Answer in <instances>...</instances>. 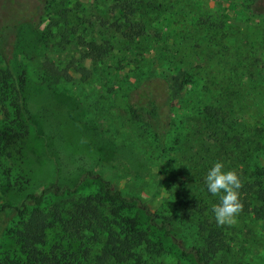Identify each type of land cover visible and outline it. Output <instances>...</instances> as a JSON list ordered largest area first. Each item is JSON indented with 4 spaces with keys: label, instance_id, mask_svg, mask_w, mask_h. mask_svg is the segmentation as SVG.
Instances as JSON below:
<instances>
[{
    "label": "rangeland",
    "instance_id": "1",
    "mask_svg": "<svg viewBox=\"0 0 264 264\" xmlns=\"http://www.w3.org/2000/svg\"><path fill=\"white\" fill-rule=\"evenodd\" d=\"M141 1L139 17L146 31L133 42L111 26L121 15L111 0H54L40 29L21 26L14 72L0 57V82L14 97L19 77L30 120H19L20 129L27 123L28 132L11 143L5 178L14 173L20 177L12 186L10 179L0 180V204H20L28 192L56 176L70 181L93 169L108 174L126 195L140 196L154 210L174 214L181 179L189 176L180 174L178 155L189 148L192 123L182 119L206 99L202 87L211 81L212 89L229 84L247 92L264 90V15L250 11L252 0ZM91 41L112 45L102 63L93 65L85 58ZM46 60L60 64L64 80L51 83L44 77ZM81 65L93 68L89 79L78 71ZM157 77L174 97L176 125L169 131L165 153L150 137L155 129L134 122L130 113V94ZM256 114L264 116V102L247 99L242 116L253 126H264V117L259 120ZM4 120L0 111V133ZM179 130L181 150L178 145L173 150ZM83 191L98 193L99 187L93 183ZM233 224L242 230L235 250L226 255L230 264L261 263L264 221L248 222L238 215ZM9 236L0 254L14 250ZM165 243L154 263L195 264L171 241Z\"/></svg>",
    "mask_w": 264,
    "mask_h": 264
},
{
    "label": "trees",
    "instance_id": "2",
    "mask_svg": "<svg viewBox=\"0 0 264 264\" xmlns=\"http://www.w3.org/2000/svg\"><path fill=\"white\" fill-rule=\"evenodd\" d=\"M111 1L121 13L111 26L129 42L143 36L146 24L139 12L144 2ZM53 3L54 0H0V57L12 73L21 26L40 29ZM248 8L256 15H264V0H252ZM146 9H151L150 5ZM86 47L85 58L93 65L105 61L113 49L109 43L96 41ZM43 66L44 77L51 83L65 79L57 61L46 60ZM78 71L84 79L93 75V68L85 65ZM15 81L14 97L0 82V111L5 115L0 133V180L10 179L14 182L11 186L20 177L14 173L5 178V170L10 171L8 158L13 155L11 143L15 138L22 139L23 131L28 132L27 123L22 131L19 120H30L23 85L19 77ZM152 81L130 94V113L134 122L155 129L150 137L165 153L169 131L176 125L174 97L162 78ZM208 83L202 87L206 99L191 108L192 115L182 119L192 123L189 148L178 155L183 163L180 174L189 176L181 179L174 214L154 210L140 196L126 195L106 173L89 169L70 181L56 176L42 188L28 192L20 204H0V248L7 235L15 245L14 250L0 254V264H157L154 260L165 251V240L195 264H230L226 255L235 250L241 239L238 231L242 229L236 224L216 223L212 208L218 198L207 192L203 177L215 161H223L242 181V209L238 215L248 222L264 221V126H253L242 116L247 99L264 102V90L254 93L214 83L212 89V82ZM256 115L259 120L264 117ZM180 131L172 142L173 150L177 145L181 150ZM93 183L98 185V193L83 191ZM236 264L246 263L238 260ZM259 264H264V258Z\"/></svg>",
    "mask_w": 264,
    "mask_h": 264
},
{
    "label": "clouds",
    "instance_id": "3",
    "mask_svg": "<svg viewBox=\"0 0 264 264\" xmlns=\"http://www.w3.org/2000/svg\"><path fill=\"white\" fill-rule=\"evenodd\" d=\"M207 192L218 198L212 208L218 225H231L242 209L240 189L242 181L233 169L226 168L221 160L215 161L203 177Z\"/></svg>",
    "mask_w": 264,
    "mask_h": 264
}]
</instances>
